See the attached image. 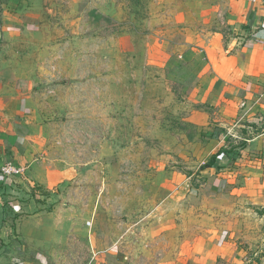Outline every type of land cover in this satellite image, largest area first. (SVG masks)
Instances as JSON below:
<instances>
[{
    "label": "rangeland",
    "instance_id": "obj_1",
    "mask_svg": "<svg viewBox=\"0 0 264 264\" xmlns=\"http://www.w3.org/2000/svg\"><path fill=\"white\" fill-rule=\"evenodd\" d=\"M33 1L40 29L9 38L0 67L42 126L37 160L5 177L48 225L47 264H264L257 212L191 195L175 175L199 164L181 126L189 96L241 65L245 0ZM235 212L247 213L236 254L212 249Z\"/></svg>",
    "mask_w": 264,
    "mask_h": 264
},
{
    "label": "crops",
    "instance_id": "obj_2",
    "mask_svg": "<svg viewBox=\"0 0 264 264\" xmlns=\"http://www.w3.org/2000/svg\"><path fill=\"white\" fill-rule=\"evenodd\" d=\"M33 3V0H0L1 55L6 56L9 38L22 40L26 31L40 29L39 14L29 12ZM244 3L242 24L247 38L240 47L241 65L229 76L209 77L202 88H194L189 96L192 106L181 126L193 130L187 138L190 143L197 142L196 151L189 160L199 164L194 172L185 168L187 172L175 171V175L191 195L202 193L238 201L236 208H251L264 222V0ZM82 5L77 2L78 11ZM18 54L17 50L12 52L14 57ZM6 72V65L0 67V264H47L46 257L38 251L45 242L42 232L49 231L48 225L40 222L44 217L32 210L33 201L24 200L25 192L6 187L10 180L1 173L6 164L21 171L19 167L37 160L30 158V154L38 146L35 135L40 129L35 121H27L28 97L21 94L22 90H16L24 83L4 78L5 83ZM6 85H14L17 94H4ZM181 157L187 159L186 155ZM27 208L31 215L25 216L29 213ZM244 214L247 213L235 212L234 220L210 234L207 242L212 249L236 254L240 246H232V241L240 239L235 231L246 229V220L241 217ZM87 226L91 228V223ZM257 262H264V254Z\"/></svg>",
    "mask_w": 264,
    "mask_h": 264
},
{
    "label": "built area",
    "instance_id": "obj_3",
    "mask_svg": "<svg viewBox=\"0 0 264 264\" xmlns=\"http://www.w3.org/2000/svg\"><path fill=\"white\" fill-rule=\"evenodd\" d=\"M20 170L15 169L14 167H12L10 164H6L2 167L1 169V173L5 176V175H10V174H17L19 173Z\"/></svg>",
    "mask_w": 264,
    "mask_h": 264
}]
</instances>
